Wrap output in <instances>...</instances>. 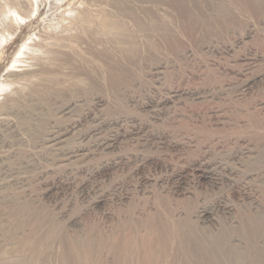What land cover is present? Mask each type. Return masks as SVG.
Returning <instances> with one entry per match:
<instances>
[{
    "label": "rangeland",
    "instance_id": "1",
    "mask_svg": "<svg viewBox=\"0 0 264 264\" xmlns=\"http://www.w3.org/2000/svg\"><path fill=\"white\" fill-rule=\"evenodd\" d=\"M99 1L103 2V5H102L103 7L99 6V8H98L97 6L99 4H96V3H95V5L92 4V7L95 6L93 8H95L96 11H99V9H100L99 12H101V10H102L101 14L99 12H95V9H93L94 10L93 11L91 9L92 7H89L91 0H84V1L83 0H70V1L69 0H54V1H52V0H40V4H39L40 6L38 8H36V6H35L36 5L35 0H33V1L32 0H0V82H1V79L3 80V78H5L7 76V73L11 72V71L9 72L8 69L11 70L13 68V67H11V64H14L15 59L19 58V59L25 60L26 62H24V61L18 62L17 63L18 66H16L12 70L17 69V68L18 69H22V68L23 69H32L34 67L33 66L34 62L32 63V61H35V60L29 61V60H26L25 58L27 56H36V55L41 56L43 54L42 53L43 51H42V48L39 47V44L40 45L42 44L43 45L42 47H45V45H47V44H48V46H55L56 44H58V46H61V44L63 45L64 43H67V40H69L68 43L69 42L75 43V42H73L75 37L79 34H86V31L88 30V28H89V30H91V32H92V30H93V33L95 32L97 39L99 41H103L104 42L103 44L104 45L106 44L105 46H107V48L111 49L112 51H114L116 53H117V51H119V53H121L122 55H123V53H125V49L129 46V43L131 46H129L128 49H126V53H125L126 55L129 53V52H127L129 49H132V50H129L130 53H134V51L138 50V48H141L145 45H152V44H157V45L159 44L160 45L161 44L160 46L162 47V49H161L160 53L166 54V55H164V56H166L165 62H167V61L169 62V58L171 57L170 53L173 52L174 47H176V49L179 47L184 48V47L178 46V45H180V42H181V45L185 46V49L188 50V53H187V56L189 55L187 58L188 60L186 59V60L181 61L180 63H178V65L174 66V69L169 64H167L170 66V67H168L169 69L168 68L167 69L171 73L166 70V72L163 74V76L160 75V77H159V75H157V77H156L153 75L152 76L149 75V73L147 72V70H149V69H147V68H149L148 63L149 62L154 63V61H156V60H151L152 56L148 55L150 57V59H148L149 62L147 63V60L146 61L144 60L146 63L144 62L143 63L144 65L142 64V68L144 67L145 69L141 68V72H137L139 74H137L136 72H133V71L125 70L122 72V73L125 72L126 75L123 74L124 76L122 75V73L120 71L119 72L117 71V72L121 73V74H118L117 72H115V73H112V75L110 76L117 83V86L121 85L120 83H122V85L124 83V85H123L124 87H121L122 85L120 86L121 93H125V94L128 93L127 95L121 94V96H124L123 100H124L125 105L123 104V100H122L123 105L120 104V105H116V106L114 105L113 106V107L117 108L118 113L115 110V108H113L111 105L108 104L113 109V110H111L110 114L108 113V115H109V117H108L107 112L110 110V107L105 105V108L103 109L101 104L96 103V101L92 97V96H95L94 94H96L94 91V93L90 92L91 93V94L89 93L90 95L89 94L86 95L85 96L86 100H84L83 102H80L77 107H74L68 114L61 117L59 121L57 119L56 123L59 124L60 127H65L69 123V121H72L74 119L77 120V118H78L77 122L79 124H78V126H76V128L73 129V133L72 132L70 133V140L71 141L68 140L67 143H69V144L68 145L66 144V145L68 147L70 146V144H71V146L76 145V147H77V145L78 146L84 145L83 147L90 150V154L88 157L86 156V160H84L85 157H82L81 159L79 158L80 161L76 160L75 163H71L68 165H61V167H60L59 163L58 164L54 163L56 166L53 164V162L56 160V157L59 159V155L61 154L60 151L55 150V151H53V153L51 152L54 156L51 154V155L47 156L48 158H50L49 160H48V158H46L48 163H50V162L51 163L47 164L46 161H44L45 162L44 166L46 165L45 166L46 168L42 165V168L46 169V170H43L40 168L42 170V172H39V174L43 173V177L45 180L43 179V177H41V178L37 177L38 172L35 171L37 175L35 174V172L31 173L32 180H33V182H32L33 186H31V190L33 191V189H36V191L34 190L35 195L38 196L37 199L39 198L38 199L39 201L41 200L39 205L36 204V205H38L37 211L39 213L41 210H42V212L45 211V213L43 212V214L40 213L42 216L39 213L37 215H40V216H37V215L35 216V217H39V219L36 220L34 217L33 220L34 221L36 220L35 222L38 221L36 223L37 228L40 227V228L45 229L46 228L45 226H47V228L44 230L46 232H43L42 231L43 229L40 230V231H42V232H40L39 229H37L35 226H32L31 224H33L34 222L31 223V221H33V220L30 221V223H31L30 225L32 227L30 228V226L28 225L29 222H27L28 224L25 226L27 228L24 231H19L17 229H14L10 232H0V239H1L0 240V264H55V263L56 264H72L73 262L76 264H81L82 263L81 261H83L82 259H85L82 264H85V263H87V264L88 263L89 264H113V263L116 264L117 263L118 264L119 262H120L119 264H123L124 263V262H122L123 259L122 258L119 259V257L117 258V256H120V257L122 256L120 253L121 250L118 247V245L121 241H122L121 244L123 243L122 245H125L127 242H130V240H132V238L136 239L138 244L139 243L142 244L144 242H145L144 244H147V242H149V240L155 241L154 247L151 244L152 247L157 250V253H156L157 257L155 256V258L156 259L161 258L160 261H156L154 258V260L156 262H154V261L153 262L155 264L156 263L160 264L161 261L164 260L166 255H167L165 258L166 260H164V262L162 261L165 264H167L166 262H168V261H169L168 263H170V264H184V263L185 264H196V262H197V264H206V262H207V264H209L211 260L208 261V259H210V258L208 256V252H206L207 249L203 250L202 249V247H204V245H202L203 243L202 242L200 243L201 246L198 243V241L200 242L201 240H198L197 242H196V240H197V238L201 239V237L199 238V235H198V233L201 230L207 229V228L208 229L211 228V231H213V232H215L216 230H215V228L213 229L214 226L211 225L210 223H208L207 221L201 222L198 220V222L196 221V223H194L193 219H189V215H190L189 213L192 214V212L195 211L200 206H205V207L208 206V209L213 213V215L214 216L217 215L216 218H219V220L221 222L228 223V221H230V218H231V214L229 213L228 208H231V207L236 208V207L240 206V208H237V209H246V210L250 209V211H254V210L256 211L257 201L260 200V201L264 202V199H262V198H264V196H263L264 192H262V190H264V185H263L264 180H260L259 183H254L255 181L257 182L260 178L259 179H258V177L255 178V181L253 179H248V178H247L248 179L247 180L245 178V176H243L244 173H242L243 172L242 171L243 165H244L243 160H245V156H246L245 152L247 151V149L253 148V149L259 151L258 152L259 155H264L263 154L264 153L263 152L264 151V147H263L264 146V143H263L264 142V113H262V112H264V53H263L264 52V40H263L264 39V25H262V24H264V17H263L264 11H262L264 9V3H263V7H259V9H260L259 13L255 14V10L257 9L255 7V5H257L256 0H255V2L253 1V4H252L251 0H243V1L240 0V2L242 3L241 6H239L241 3L236 1L237 4L239 3V5H236V3L233 4L234 9H232L233 7L231 9L234 10V12L230 9L228 11L226 10L225 13L222 14V11L219 12V10L222 8H220V9H219V7H218V9L215 8V6H217L218 0H199L204 7L212 9V10L208 11V13H207L208 14V20L209 21H215V23H217L219 29H218V27L217 28L214 27V29H213L210 26L209 27L207 26V28H206V26H204V28L202 27L203 31H202V29H201V31L199 29L196 32L197 29L195 27H193L196 29V30L194 29L195 33H193V30H192L193 28L191 25L192 23L188 25L186 23L187 21L185 20L186 17L181 13L180 17L184 16V17H182L183 19H181V20H183L185 24H183V21H182V23L180 22V25L176 27V30H177L176 34L174 32L175 36L174 35L171 36L173 33L171 32L172 34H170V32L167 31V28L165 27L166 28L165 29L164 26H162L163 24L166 23L165 21L168 19L166 14H165V16L163 15V18H162V15L158 16L156 18L153 17V19H155V23H154L153 19H150L148 17V19L147 18L142 19L140 21L141 24L140 23L137 24V23H134V22H131L128 20L125 21V19L123 20L122 18H120L118 16L113 17L110 15L111 13L108 14V12H109L108 10L114 4H120L122 6H126V4L127 5L128 4L134 5L135 4L137 6H144L143 4H145V5L146 4H148V5L156 4L158 2V0H126V1L125 0H119V1L118 0H116V1L115 0H99ZM113 1H115V3ZM128 1H130V2H128ZM154 1H157V2L154 3ZM162 1L165 3L163 4ZM162 1H161L162 3H160V6L161 5L162 6L167 5V7H168V5H172V4H170V0H162ZM249 1H250V4L248 3ZM246 2L248 3V5L252 4L255 7V9L252 8L253 6H251V7L247 6ZM87 3H89V4H87ZM245 3H246V5H245ZM138 4H142V5H138ZM219 4H220V1L218 2V5ZM243 4H244V7L247 6L246 9L243 7ZM22 5H24V7H22ZM261 5L262 4H259L258 6H261ZM85 6L91 12L87 11V8H86L85 9L86 12L84 14L83 12H84ZM75 7H76V9H75ZM239 7H240V9L241 8L242 9L239 10ZM33 8H36V9L34 10ZM72 8H74V9H72ZM235 8H237V9H235ZM213 9H216V11L218 13H221V14H216L217 12ZM243 9H245L246 12L243 11ZM247 9H248V12H247ZM259 9H257L256 12ZM76 10H78V11H76ZM80 10L81 11L83 10V12H81ZM235 10L239 11V12L236 11L238 14L235 13ZM65 11H67V12H65ZM231 11L233 12V14H231L232 13ZM10 12H11V14H10ZM214 12H215V14L213 15ZM226 12H228L227 15H226ZM241 12L243 13V15ZM82 13L84 14L83 16H82ZM210 13H212V15H210ZM239 13H241V15ZM229 14H230V16H232V15H237V16L229 17ZM222 15L225 17H222ZM13 16H14V18H13ZM57 16H58V18H57ZM226 16H227V19H226ZM241 16H244V17H242L243 20H242ZM10 17H12V18L9 19ZM23 17H24V19H23ZM234 17H236L237 20L241 19L243 22L241 20H239L237 22L236 18H235V20H233L232 18H234ZM244 18H245L246 22H244ZM221 19L223 21H220ZM231 19L233 21H231ZM157 20H158V22H157ZM105 21L107 23H108V21H110L109 26H107L108 24L102 26ZM230 21H231V24H229ZM118 22H121L122 24L119 25ZM220 22H225V23L223 24ZM233 22H235V24L240 25V27L235 25V24L233 25ZM101 23H102V25H101ZM116 23H118V24H116ZM150 23H151L152 27L150 26ZM245 23H246V27H243L245 25ZM89 24H90V26H89ZM186 24H187L188 28L185 27ZM83 25H84V29H82ZM85 25H87V27ZM100 25L102 27H100ZM110 25H112V26H110ZM113 25H115V27H113ZM132 25H134V27ZM157 25L158 26L161 25V27H158ZM226 25H230L233 27L236 26V27H234L235 30H238V32H236V33H242L243 30H246L247 28L250 27V29H251V36L250 37L251 38L249 37L248 41H247V39H245V40L238 41V42L234 43V41L236 39L235 40L232 39V36L230 39V35L227 37V36H225L224 32H221V31L226 30V28H227ZM190 27H191V29H190ZM251 27H253V28H251ZM159 28H160V30H159ZM208 28L209 29L211 28V29L209 30ZM145 31L147 32V34L149 36L146 34ZM158 31H159V33H157ZM209 31L210 32L212 31L213 33L211 32L212 34H209L210 33ZM262 31H263V34H262ZM160 32H161V34H160ZM205 32H207V33H205ZM93 33H92V35H93ZM162 33L166 34V35H164V37L165 36H166V38L169 37L170 40L172 38L171 41L168 39V41L171 44H172V42L174 43V45L173 44L171 45L172 48H171L170 44L166 45V44L162 43L165 40L162 37V35H163ZM257 33H258V35H257ZM95 34L93 36L96 39ZM98 34H100V35H98ZM150 34H151V36H150ZM200 34H201V36H200ZM74 35H76V36H74ZM101 35H102V37H101ZM141 35L144 38L141 37ZM176 35L178 36V38L179 37L180 38L176 39V37H177ZM46 36H49V38L51 37L53 40H55L57 36L58 37L60 36L61 38L60 39L58 38L59 39L58 42H57V40L55 42L50 38L51 39L50 40L51 43H50V42H48L49 38L47 39ZM125 36L127 37V39L128 38L129 39L126 40ZM204 36H205V38H204ZM136 37L138 39H136ZM148 37H149V39H148ZM159 37H161V38H159ZM44 38H45V41H47V43L44 41ZM65 38H66V40H65ZM196 38L197 39L199 38L200 40L204 39L202 42H205V45L207 44V42L209 43V45L211 44V46L209 47L210 49L206 48V46H208V45L205 46L204 43H202L200 40L198 41ZM71 39H73V40H71ZM97 39H96L97 46L99 45L100 46V47L98 46L99 48L103 47V46H101L103 44L102 43L100 44ZM189 39H191V40H189ZM194 39L196 41H194ZM208 39H209V41H208ZM217 39H219V40H217ZM123 40H124V42H123ZM37 41L39 42V44H38V46H36V48L39 47V49L37 48V50H36V48L33 47L34 46L33 43L37 44L38 43ZM112 41L116 42L117 44L116 43L114 44ZM136 41H138V42H136ZM29 42H30V44L32 43L31 44L32 46L30 45L28 49H25V48L23 49V45L25 43H29ZM111 42H112V45H111ZM120 42L121 43L123 42L124 44L122 43L123 44L122 45V44H120ZM194 42L196 45H194ZM196 42L197 43L200 42L199 45L201 46V44H202V46H201L202 48L200 46H198V44ZM54 43H55V45H54ZM59 43H61V44H59ZM135 43H136V45H135ZM176 43H177V45H176ZM222 43L225 44V48H224V45ZM116 45H118V46L116 47ZM213 45H215V46H213ZM119 46L120 47L123 46V48L121 47V49H119ZM167 46H169V48ZM187 46H189V47L187 48ZM226 46H227V50H226ZM218 47H219V49H218ZM46 48H48V47H46ZM167 48L169 49V51H170V49H172V51H170V52L167 51L168 50ZM190 49H192L194 52ZM43 50H44V48H43ZM120 50H122V51H120ZM123 50H124V52H123ZM207 51H208V53H207ZM235 51H237V52H235ZM205 52H206V54H205ZM232 52H234V53H232ZM155 53L157 54V52H155ZM43 55H45V54H43ZM22 57H24V59ZM225 57H227V58H225ZM228 57H229V59H228ZM227 59H228V61H227ZM27 62H29L30 66L32 63V66H31L32 68L28 65ZM21 63L23 64L24 67L22 66ZM184 63H186V64L184 65ZM245 65H247V66H245ZM25 66H28V67L26 68ZM183 67H185V68H183ZM180 68H182L181 71H179ZM6 70L8 72H6ZM244 70L247 72H245ZM5 72H6V74H5ZM218 72L220 73V75ZM127 73L130 74L131 76L127 75ZM188 73H189V75H188ZM3 74H5L6 76H4ZM114 74H115V76H114ZM132 74L136 75V76L134 77V76H132ZM142 74L144 77L141 76ZM137 75H140V76H137ZM2 76H4V77H2ZM118 76H120L122 78L118 80V78H119ZM164 76H166V77H164ZM218 77H220V78H218ZM134 78H135V80L137 79L138 81H135ZM122 79L125 81H123ZM163 79L165 80V82H163L164 81ZM187 80H189V81H187ZM218 80H220V81H218ZM248 80H249V83L247 82ZM128 81H131V83ZM140 81H141V83H140ZM147 81H148V83H147ZM246 82L248 84H246ZM125 83H127V84H125ZM144 83H146L147 85L145 86ZM167 84L170 85L171 87L170 86L168 87ZM125 85H127V86L125 87ZM128 85H129V87H128ZM139 85H140V87H139ZM131 86H132V88H131ZM127 88L133 90L134 92L131 90L130 91L126 90ZM174 89L179 91L177 94H180V93H183V94H181L180 96L177 95L175 97H172L173 100H171L169 102H163L162 100L165 99V97L171 96L173 94L170 92L173 91ZM142 90H144V91H142ZM215 90H216V92H214ZM7 91H10V89H7ZM7 91H5V92H7ZM190 92H196L197 96L193 95V94L191 95ZM197 92H198V94H197ZM174 94H176V93H174ZM1 97L2 96H0V100H1ZM198 99H201V100H198ZM185 100H187V101H185ZM125 101L127 103H125ZM119 106H121V107H119ZM108 107H109V109H108ZM122 107L124 109H119ZM186 107H187V109H186ZM126 110L130 111L131 113L127 112ZM114 111H116V112H114ZM124 112H126L125 116L122 115ZM134 112H135V114H134ZM105 113H106V115H105ZM113 113L114 114L116 113V114L114 115ZM119 113H121V114L119 115ZM180 113H181V116H180ZM112 114H113V116H112ZM117 114H118V116H116ZM245 114H246V116H245ZM257 114H259V115H257ZM178 116H180V117H178ZM113 118H115L116 120H114ZM239 118H241V119H239ZM69 119H71V120H69ZM129 119H131V120H129ZM183 122H184V124H182ZM149 125H152V126L150 127ZM153 125H154V127H153ZM232 126L233 127L235 126V128H233ZM196 128H198V129L200 128L201 130H197ZM212 129H213V131H212ZM209 130H211V131L209 132ZM170 131H172V132L175 131V133L172 134V132H170ZM185 131H187V132H185ZM207 131H208V133H207ZM157 132L160 135L163 133V137L160 135H157V134H155V136L152 135V134L157 133ZM188 132H189V134H188ZM168 133H169V135H168ZM185 133H186L185 136H181V135H184ZM258 133H259V135H258ZM179 134H181V135H179ZM239 136H241V137H239ZM232 137H235V138L233 139ZM199 138H202L201 141ZM151 139H152V141H151ZM184 140H186V141H184ZM188 140L190 141V143H188L189 142ZM214 140L220 145H218ZM172 141L173 142L178 141L182 145H180L177 148H171L170 145H168V144H171ZM239 142L241 145L239 144ZM135 146H137V147H135ZM131 147L132 148L134 147L138 150V153H139L138 157H135V156L131 157L130 155H128L129 157H127V156L125 157L127 159H125V158L123 160L118 159L120 156H122V154H128L129 152H131L134 149V148L132 149ZM196 147H198V149ZM208 147H212V150L215 149L216 152L213 150V153H212L211 148L209 149ZM218 147H220V148H218ZM123 148H124V150H122ZM128 148H131L132 150L128 149ZM227 149L229 152L227 151ZM222 150L223 151L225 150V152L227 151V153L224 152L225 153L224 156L222 155L223 154ZM218 151L221 152L222 154L219 153ZM230 152H231V154H230ZM55 153L57 154V156H55L56 155ZM210 153H211V155H210ZM216 153H219V155H216ZM236 153H238V154H236ZM112 155H113V157H112ZM51 156H53V161L51 159ZM93 156H96V157H93ZM123 156H125V155H123ZM97 157H98V159H97ZM155 157L158 158L159 160L156 159ZM217 157H218V159H217ZM222 157H225V158H222ZM148 159L153 160V161H150ZM193 159L195 160L194 163H192L194 161ZM216 159L220 162L218 163V161H216ZM83 160H84V162H83ZM124 160H125V162H124ZM196 160L198 161V163H196L197 162ZM103 161H105V162H103ZM114 161H115V163L113 164ZM154 161H156V162H154ZM240 162H241V164H240ZM85 163H87L88 166H86ZM105 163L108 165H106ZM204 163L205 164L208 163L209 165L207 164V166H206ZM77 164H78V166H76ZM102 164H104V166ZM212 164H214V165L216 164V165L214 166ZM198 165H199V167H198ZM58 166L60 167V169ZM63 166L64 167L66 166V167L64 168ZM220 166L225 170H223ZM56 167L58 170L56 169ZM83 167H84V169H83ZM94 167H96V168H94ZM98 167H101L103 170L101 168L98 169ZM104 167H105V169H104ZM229 167L230 168L233 167V169L231 168L232 170L230 171V173L228 172ZM240 167H241V169H240ZM61 168L62 169L64 168L65 170L64 169L61 170ZM71 168H72V170H71ZM49 171L51 172V174L49 173ZM240 171H242V172H240ZM77 172H79V173H77ZM224 172H225V174H228V177L231 179L226 180L223 177L219 178V176H226V175H223ZM219 173H220V175H219ZM231 173H233V174H231ZM261 173H263V171ZM46 174H48V175L44 176ZM36 177L38 178L37 180H35ZM161 177H163V178H161ZM244 178L247 181H245ZM40 179L42 180V182ZM232 180H234V181H232ZM250 181L251 182L254 181V182L251 183ZM43 182H44V184H42ZM255 184L257 186H259L260 188L259 187H258V189L254 188V187H256ZM34 185H35V187H34ZM249 185H251V186L249 187ZM32 187H34V188L32 189ZM259 189H261L260 190L261 193H260ZM250 192H252V195ZM182 195H183V197H181ZM141 196L143 197V199ZM147 197H148V199H147ZM156 198H158V200ZM194 198L197 200H195ZM97 200L100 201L101 203H99ZM152 200H154V203L155 202L156 203L153 204ZM160 200H162V201H160ZM188 200H190V201H188ZM191 200H193V201L195 200L194 203ZM94 201H96V202H94ZM141 202H143V203H141ZM189 202H190V204H189ZM95 203L97 205H95ZM225 203H226V205H225ZM40 204H42L41 207H40ZM193 206H194V208H193ZM157 207H160V208L158 209ZM166 207H169V208L167 209ZM39 209H40V211H39ZM115 210L117 211L116 213H115ZM158 210H159V212H157ZM162 210H163V212H162ZM52 211H53V213H52ZM78 211L81 214L80 215V223H81L80 226H82V227H80L79 225L78 226L72 225V224L70 225L69 222L67 221V219L70 215L72 216L73 214L77 213ZM143 211H144V213H143ZM149 211H151L152 215L150 214ZM153 211L155 214H153ZM48 212L50 214H48ZM156 212L158 213V215ZM176 212H177V214H176ZM140 213H142V214H140ZM172 213H173V215H172ZM51 214L53 215V218H54V214H55V217L56 216L61 217L58 219H60L61 223L63 222L62 223L63 224L62 230L60 228L61 227L60 223L59 222L57 223V225L59 224L58 229L60 228L61 231L60 230L59 231L54 230L55 231L54 232L52 230V232H51V229L48 227V225L50 224V221L52 219ZM85 215H87V216H85ZM181 215H183V216H181ZM166 216L167 217L169 216V217L167 218ZM174 216H175V218H174L175 220L173 219ZM47 217H50V219ZM179 217L183 220L188 218L187 220L184 221L185 223H183L184 225H186V223H188V224L186 226L180 225L183 220L181 221L179 219ZM118 218H119V221H118ZM136 218H139V220ZM158 218H159V220H158ZM165 218H166L167 222L165 221ZM40 219L43 221H41ZM47 219L50 220V221L48 220L49 223L46 221ZM141 219H142V221H144V223L141 222ZM39 220L42 223L47 222L48 224L45 225L44 227L40 226L41 222ZM120 220H121V222H120ZM171 220L173 222L176 221L175 224L173 222L171 223ZM134 221H136V222H134ZM155 221H157V222H155ZM179 221H181V222H179ZM190 221H191V223H189ZM135 223H137V224H135ZM123 224L125 227L123 226ZM136 225H137V227H136ZM141 225H143V226H141ZM206 225H207V227H206ZM144 226H146V227H144ZM170 227H171V229H170ZM179 227L180 228L182 227V229H184V230L181 231L182 229H180ZM194 227H197V228L194 229ZM34 228H36L35 232H34V230H35ZM153 228L155 231H153ZM156 228H159V229L156 230ZM90 229H91V231H90ZM137 229H139V230H137ZM141 229L143 231H141ZM187 229L194 231V232L193 231L191 232L192 237L190 236V231L188 233ZM37 230H38V232H37ZM84 230H86V231H84ZM97 230L99 232H97ZM132 231L136 232V233L133 234ZM148 232H150V235ZM139 233H140V237L138 236ZM143 233H145V234H143ZM180 233H182V234H180ZM185 233L188 234V236ZM118 234H120V235H118ZM159 234L161 236H159ZM194 234L196 236H194ZM131 235L133 237H131ZM148 235L150 236V238ZM2 236H4V237H2ZM145 236H146V239H145ZM166 236H167V238H166ZM180 236H182V237H180ZM193 236L196 238H194ZM172 237H174V238H172ZM148 238H149V240H148ZM171 238H172V240H171ZM190 238L192 241L190 240ZM91 239H92V241H91ZM97 239H98V241H97ZM156 239H158L159 241L158 240L156 241ZM165 239H166V241H165ZM37 240H38V242H37ZM117 240L118 241L120 240V241L118 242ZM88 241H91V242H88ZM100 241H101V243H100ZM116 241H117L118 245H117ZM160 241L162 242L161 244H160ZM30 242H31V244H30ZM85 242H86V244H85ZM163 242L165 243V245ZM167 242H169V243H167ZM182 243H185L184 244L185 246ZM115 244L117 245V247ZM140 244L138 246L140 249L138 247H137V249H138V251L140 250L139 253H142V254H138V252H137V255H139V256H137L138 261H135L134 264H136V263L137 264L138 263L145 264L146 261H145L144 256H145V254H147L146 256L149 255V253H147L148 250L145 248V246L143 244L140 246ZM81 245H83V247H81ZM171 246L173 249L171 248ZM193 246H195V247H193ZM72 248H75V250L73 249L74 251H77L80 248L81 249L80 252H82V251L83 252L80 254V252L77 251V252H75L76 254H74V251L72 250ZM116 248L119 249L120 251L117 250ZM180 248H182V250ZM187 248L190 249L189 251L191 253L189 251L187 252V250H188ZM64 249L67 251H65ZM87 249L89 250L88 252H86ZM145 249L147 250L146 253H144L146 251ZM191 249H193L194 251ZM84 250H86L85 251L86 253L84 252ZM166 250L167 251L171 250V255L169 254V252H167V254H164V253H166ZM158 251L161 254L164 252L162 254V257H161V255H159L160 253ZM193 252H194V254H193ZM61 254L63 256L65 255V257L62 258ZM79 254L80 255L83 254L82 255L83 257H81ZM74 255L81 257V258L80 259L78 257L76 258ZM106 255H108V256H106ZM126 255H127V253H126ZM158 255L160 257H158ZM173 255H177V256H175L177 258H174ZM197 255H199V256H197ZM163 256H164V258H163ZM73 257L75 258L74 260H73ZM168 257H169V259H168ZM199 257H200V259H199ZM179 258L181 260H179ZM204 258H207V260ZM107 259H108L109 263H108ZM75 260H76V262H75ZM78 260L80 261V263ZM118 260H120V261H118ZM130 263L131 262H129V264ZM210 264H212V263H210Z\"/></svg>",
    "mask_w": 264,
    "mask_h": 264
},
{
    "label": "bare ground",
    "instance_id": "2",
    "mask_svg": "<svg viewBox=\"0 0 264 264\" xmlns=\"http://www.w3.org/2000/svg\"><path fill=\"white\" fill-rule=\"evenodd\" d=\"M33 1V0H32ZM39 1V2H38ZM54 1V0H52ZM70 1V0H69ZM84 1V0H83ZM116 1V0H115ZM115 1H113L115 3ZM119 1V0H118ZM126 1V0H125ZM162 0H158L157 1H154L157 2L156 4H152V5H148V4H143L144 6H137V5H132V4H126V6H122L120 4H114L110 7V9L108 10V14H110L111 16L115 17V16H118L120 18H122L123 20L125 19L128 20V21H131V22H134V23H140L141 24V20L142 19H148V17L150 19H153V17H158V16H161L162 15V18H163V15L168 17V19L164 22L165 24H161L162 26H164V28L166 27L167 28V31L170 32V34H172L171 36L174 35V32L176 34V27L180 25V22L182 23L183 19L182 17H186L185 21L188 25L191 24L192 25V30H193V33H195L194 31L196 30V32L200 29H202V27L204 28V26H207L211 27L214 29V27H218L217 23H215V21H209L208 20V11L212 10V9H209L207 7H204L202 5V3L199 1V0H170V4L172 5H165V6H160V3ZM220 1V4L218 5V2ZM236 1L240 2V0H218L217 2V6H215V8L220 9V11H222V14L225 13V11L227 10H230L232 7V9H234V3H236ZM243 1V0H242ZM252 1V4H253V1L255 2V0H251ZM27 2V1H26ZM29 2V1H28ZM36 2V8H38L40 5V0H35ZM130 2V1H128ZM245 2V1H244ZM20 3V2H19ZM90 3V2H89ZM87 3V4H89ZM96 4H99L97 7L99 8V6L103 7V2L99 1V0H91V3L89 5V7H92V4L95 5ZM109 3V2H108ZM165 2H163L164 4ZM241 3V2H240ZM247 3V2H246ZM245 3V5H246ZM250 4V1L248 2ZM247 3V6H253L252 4L251 5H248ZM263 3H264V0H256V4L255 7L257 9H259V7H263ZM42 4V3H41ZM53 4V3H52ZM105 4V3H104ZM123 4V3H122ZM259 4H262L261 6H258ZM32 5V4H31ZM138 5H142V4H138ZM236 5H239V3ZM242 3L239 5L241 6ZM30 6V5H29ZM51 6V5H50ZM53 6V5H52ZM78 6V5H77ZM244 7V4H243V7L246 9V7ZM22 7H24V5H22ZM95 7V6H93ZM91 8L92 10L95 9V8ZM100 7V8H101ZM170 7V8H169ZM255 7L253 6L252 8L255 9ZM36 8H33L34 10ZM87 7L85 6L84 7V12L83 10L81 12H83L85 14V9ZM74 9V8H72ZM76 9V7H75ZM231 9V10H232ZM237 9V8H235ZM242 9V8H241ZM240 7H239V10H241ZM245 9H243V11H245ZM253 9V10H254ZM256 9V10H257ZM5 10V9H4ZM28 10V9H27ZM79 10V9H78ZM76 10V11H78ZM216 11V9H213ZM255 10V14L256 13H259L260 9L256 12ZM68 11V10H67ZM65 11V12H67ZM87 11H90L88 10L87 8ZM94 11V10H93ZM92 11V12H93ZM100 11V9H99ZM99 11H96L95 9V12H99ZM224 11V12H223ZM234 12V10H232ZM231 11V12H232ZM236 11L238 10H235V13L238 14ZM264 11V9L262 10ZM26 12V11H25ZM80 12V13H81ZM91 12V11H90ZM102 12V10H101ZM101 12H99L101 14ZM213 12V11H212ZM217 12V11H216ZM233 12L231 14H233ZM239 12V11H238ZM246 12V11H245ZM247 12H248V9H247ZM82 13V16L84 15ZM88 13V12H87ZM181 13L184 15V16H181ZM228 12H226V15H227ZM242 13V12H241ZM241 13H239L241 15ZM11 14V12H10ZM73 14V13H72ZM91 14V13H90ZM186 14V15H185ZM215 14V12L213 13V15ZM216 14H221V13H216ZM262 14V13H261ZM13 15V14H12ZM28 15V14H27ZM97 15V14H96ZM109 15V16H110ZM210 15H212V13H210ZM243 15V13H242ZM15 16V15H14ZM13 16V18H14ZM59 16V15H58ZM57 16V18H58ZM64 16V15H63ZM62 16V17H63ZM87 16V15H86ZM85 16V17H86ZM95 16V15H94ZM104 16V15H103ZM216 16V15H215ZM219 16V15H218ZM232 16H237V15H232ZM230 16L229 14V17H232ZM246 16V15H245ZM29 17V16H28ZM90 17V16H89ZM117 17V18H118ZM222 17H225L222 15ZM239 17V16H238ZM244 17V16H241V18ZM253 17V16H252ZM264 17V16H263ZM12 17H10L9 19H11ZM79 18V17H78ZM105 18V17H104ZM236 17L232 18L233 20H235ZM24 19V17H23ZM66 19V18H65ZM102 19V18H101ZM159 19V18H158ZM213 19V18H212ZM226 19H227V16H226ZM231 19V21H233ZM239 19V18H238ZM254 19V18H253ZM16 20V19H15ZM103 20V19H102ZM120 20V19H119ZM154 20V23H155V19ZM160 20V19H159ZM165 20V19H164ZM225 20V19H224ZM237 20V18H236ZM241 20V19H239ZM237 20V22L239 21ZM243 20V18H242ZM241 20V21H242ZM256 20V19H255ZM92 21V20H91ZM100 21V20H99ZM220 21H223L222 19ZM229 21V20H228ZM231 21L229 22V24H231ZM240 21V22H241ZM258 21V20H257ZM93 22V21H92ZM109 22L108 23L105 21L104 24L101 25L104 26V25H107L109 26ZM158 22V20H157ZM226 22V21H225ZM225 22H220V23H225ZM243 22V21H242ZM244 22L245 21V18H244ZM252 22V21H251ZM89 23V22H88ZM119 25H121L122 23L121 22H118ZM116 23V24H118ZM127 23V22H126ZM161 23V22H160ZM257 23V22H256ZM57 24V23H56ZM98 24V23H97ZM136 24V25H137ZM167 24V25H166ZM183 24L184 21H183ZM187 24L185 25V27H187ZM235 24V22H233V25ZM249 24V23H248ZM88 25V24H87ZM87 25H85L87 27ZM100 25V27H102ZM158 26V27H161ZM182 25V24H181ZM221 25V24H220ZM237 26L240 27V25L238 24H235ZM244 25V24H243ZM250 25V24H249ZM259 25V24H258ZM257 25V26H258ZM264 25V24H262ZM90 26V24H89ZM112 26V25H110ZM130 26V25H129ZM134 27V25H132ZM150 26H151V23H150ZM224 26V25H223ZM222 26V27H223ZM227 28L226 30L224 31H221V32H224L225 36H229L230 35V39H231V36H232V39H236L234 41L235 42H238V41H242V40H245L249 39V37L251 36V29L250 27L247 28L246 30H243L242 33H236L238 32V30H235L234 27L236 26H230V25H226ZM261 26V25H260ZM45 27V26H44ZM85 27V28H86ZM113 27H115V25H113ZM118 27V26H117ZM127 27V26H126ZM152 27V26H151ZM181 27V26H180ZM243 27H246V23ZM248 27V26H247ZM91 28V27H90ZM165 28V29H166ZM188 28V27H187ZM186 28V29H187ZM210 28V29H211ZM253 28V27H251ZM259 28V27H258ZM261 28V27H260ZM40 29V28H39ZM84 29V25H83V28ZM104 29V28H103ZM110 29V28H109ZM130 29V28H129ZM162 29V28H161ZM181 29V28H180ZM191 29V27H190ZM195 29V30H194ZM209 29V28H208ZM209 29V30H210ZM219 29V27H218ZM225 29V28H224ZM245 29V28H244ZM149 30V29H148ZM160 30V28H159ZM223 30V29H222ZM255 30V29H254ZM260 30V29H259ZM39 31V30H38ZM95 31V30H94ZM104 31V30H103ZM150 31V30H149ZM163 31V30H162ZM166 31V30H165ZM203 31V29H202ZM206 31V30H205ZM239 31V32H240ZM101 32V31H100ZM146 32V31H145ZM168 32V33H169ZM172 32V33H171ZM191 32V31H190ZM210 32V31H209ZM212 32V31H211ZM209 33V34H212V33ZM34 33V32H33ZM49 33V32H48ZM81 33V32H80ZM93 33V30L91 32V30H88L86 31V34H79V35H74L76 36L74 41L75 43H71L67 40V43H64L63 45L61 43V46H58V44L54 45L55 46H48L45 45L47 43V41H45V38H44V41L46 42L44 45L45 47H42L43 45L39 44V42L37 44L33 43L34 46L36 48V46H38L39 44V47L42 48V53L45 54V55H41V56H27L25 59L26 60H35V61H32V63L34 62V67L32 68V63H31V66L28 63V65L32 68V69H14L12 70L13 68H15L17 65L18 62L20 61H24L26 62L25 60H22V59H15L14 61V64H11V67H13L11 70L8 69V71L10 73H7V76L5 75L6 72H8L6 70L5 74H3L4 76H6L5 78H3V80L1 79V82H0V96L1 97V100H0V232H10L14 229H17L19 231H24L26 230L27 227H25L29 222V226L30 228L32 226H37V222H35L37 219H39V217H35L39 212L37 211L38 210V205L39 203L41 202V200L39 201L37 199L38 196L35 195V191L36 189H33L35 187H32L33 191L31 190V186H33L32 182V176H31V173L32 172H38V178H41L43 177V173L42 174H39V172H42L41 169L42 168V165L44 166V161H46L47 164H50L48 163L47 159L48 158L47 156L51 155L53 153V151L55 150H58L60 151V155H59V159L56 157V160L53 162L54 163H59L60 167L61 165H68V164H71V163H75L76 160H79V158L81 159L82 157H85L84 160H86V156L88 157L89 154H90V150L83 147L82 145L76 147L75 146H70L68 147L67 145L69 143H67L68 140H70V133L72 132L73 133V129L76 128V126H78V118L77 120L74 119L72 121H69L71 119H69V123L65 126V127H60L59 124H57V119L58 121L60 120L61 117H63L64 115L68 114L74 107H77L79 105L80 102H83L84 100H86L85 96L88 95L90 92H93L95 91L96 94H94L95 96H92L93 99L96 101V103L98 104H101L103 109L105 108V105L106 106H109L111 105L112 107L115 105H120L122 104V100H123V97L124 96H121V94H125V93H121L120 91V86L122 85V83H120L121 85L117 86V83L113 80V78H111L110 76L112 75V73H115V72H123L125 70H129V71H133V72H141V68H142V64L147 60V63L149 62L148 59H150L149 56H152L151 60H156L154 61V63L152 62H149V70H147V72L149 73V75H153V76H156L160 75L163 76V74L166 72V70L168 71V67H172L174 69V66L178 65V63H180L181 61L183 60H186L188 58L187 56V53H188V50L185 49V46L181 45V42H180V45L178 46H181V47H184V48H177L174 47L173 49V52L170 53V58H169V62H165V58L166 54H162L160 53L161 52V49L162 47L158 44H152V45H145L141 48H138V50L134 51V53H130L129 50H132V49H129L127 52H129L127 55L125 54L126 53V49H128L130 45L129 43V46L125 49V53H123V55L121 53H119V51L114 52L112 51L111 49L107 48V46H105L103 43V41H99L96 37V34L95 32L93 33V35L95 34V37L96 39L99 41V43L103 44L101 46V48H99L97 46V43H96V39L94 38V36L92 35ZM97 33V32H96ZM99 33V32H98ZM150 33V32H149ZM159 33V31L157 32ZM182 33V32H181ZM202 33V32H201ZM207 33V32H205ZM256 33V32H255ZM7 34V33H6ZM56 34V33H55ZM126 34V33H125ZM147 34V32H146ZM161 34V32H160ZM159 34V35H160ZM163 34V33H162ZM169 34V35H170ZM188 34V33H187ZM253 34V33H252ZM262 34H263V31H262ZM48 35V34H47ZM100 35V34H98ZM144 35V34H143ZM148 35V34H147ZM164 35L166 34H163L162 37L163 39H165L162 43L166 44V45H169L170 46L174 43L172 42V44L168 41L169 37L166 38V36L164 37ZM168 35V34H167ZM191 35V34H190ZM258 35V33H257ZM44 36V35H43ZM54 36V35H53ZM65 36V35H64ZM72 36V35H71ZM127 36V35H126ZM125 36V37H126ZM149 36V35H148ZM151 36V34H150ZM153 36V35H152ZM161 36V35H160ZM175 36V35H174ZM177 36V35H176ZM201 36V34H200ZM207 36V35H206ZM212 36V35H211ZM45 37V36H44ZM47 39L49 38V36H46ZM56 37V36H55ZM102 37V35H101ZM141 37H143L141 35ZM188 37V36H187ZM217 37V36H216ZM219 37V36H218ZM254 37V36H253ZM51 38V37H50ZM49 38V41L52 39ZM61 38L60 36L56 37L55 41L57 40V42L59 41V39ZM63 38V37H62ZM144 38V37H143ZM147 38V37H146ZM145 38V39H146ZM151 38V37H150ZM161 38V37H159ZM178 38V36L176 37V39ZM180 38V37H179ZM178 38V39H179ZM200 38V37H199ZM197 39L198 41L200 39ZM205 38V36H204ZM251 38V37H250ZM46 39V40H47ZM71 39V40H73ZM122 39V38H121ZM129 39V38H128ZM127 37H126V40H128ZM136 39H138L136 37ZM144 39V40H145ZM149 39V37H148ZM152 39V38H151ZM158 39V38H157ZM162 39V40H163ZM210 39V38H209ZM208 39V41H209ZM214 39V38H213ZM63 40V39H62ZM66 40V38H65ZM105 40V39H104ZM125 40V41H126ZM135 40V39H134ZM133 40V41H134ZM142 40V39H141ZM143 40V41H144ZM170 40V39H169ZM172 40V38H171ZM170 40V41H171ZM181 40V39H180ZM191 40V39H189ZM204 40V39H203ZM203 40H200L201 42ZM219 40V39H217ZM225 40V39H224ZM251 40V39H250ZM264 40V39H263ZM52 41V42H53ZM111 41V40H110ZM153 41V40H152ZM151 41V42H152ZM177 41V40H176ZM175 41V42H176ZM194 41H196L194 39ZM211 41V40H210ZM216 41V40H215ZM227 41V40H226ZM259 41V40H258ZM3 42V41H2ZM32 42V41H31ZM61 42V41H60ZM65 42V41H64ZM113 42V41H112ZM112 42H111V45H112ZM124 42V40H123ZM122 42V43H123ZM138 42V41H136ZM161 42V41H160ZM169 42V43H168ZM185 42V41H184ZM191 42V41H190ZM212 42V41H211ZM251 42V41H250ZM51 43V42H50ZM49 43V44H50ZM114 44L116 42H113ZM120 42V44H122ZM159 43V42H158ZM186 43V42H185ZM197 43V42H196ZM204 43L205 45V42H202ZM215 43V42H214ZM233 43V42H232ZM247 43V42H246ZM262 43V42H261ZM260 43V44H261ZM32 44V43H31ZM30 42L29 43H25L23 45V49H28L29 46L31 45ZM117 44V43H116ZM124 44V43H123ZM122 44V45H123ZM150 44V43H149ZM179 44V43H178ZM198 46H200V42L197 43ZM223 44V43H222ZM242 44V43H241ZM263 44V43H262ZM53 45V44H52ZM136 45V43H135ZM177 45V43H176ZM194 45L195 42H194ZM193 45V46H194ZM208 45V46H206ZM206 48L210 49L209 47L211 46V44L209 45V43L207 42L206 44ZM221 45V44H220ZM224 45V48H225V44ZM227 45V44H226ZM32 46V45H31ZM118 45H116L117 47ZM138 46V45H137ZM192 46V47H193ZM202 46V44H201ZM200 46V47H201ZM215 46V45H213ZM228 46V45H227ZM227 46H226V50H227ZM32 47V48H33ZM39 47H37L39 49ZM48 47V48H46ZM110 47V46H109ZM123 48V46H121ZM121 47L119 46V49H121ZM125 47V46H124ZM135 47V46H134ZM169 48V46H167ZM189 46H187L188 48ZM229 47V46H228ZM259 47V46H258ZM31 48V47H30ZM36 48V50H37ZM44 48V50H43ZM113 48V47H112ZM133 48V47H132ZM164 48V47H163ZM167 48V49H168ZM172 48V46H171ZM202 48V47H201ZM214 48V47H213ZM216 48V47H215ZM223 48V47H222ZM22 49V50H23ZM114 49V48H113ZM166 49V50H167ZM185 49V50H184ZM194 49V48H193ZM219 49V47H218ZM259 49V48H258ZM117 50V49H116ZM192 50V49H190ZM189 50V51H190ZM122 51V50H120ZM169 51V49L167 50ZM170 51H172V49H170ZM169 51V52H170ZM193 51V50H192ZM243 51V50H242ZM23 52V51H22ZM34 52V51H33ZM124 52V50H123ZM133 52V51H132ZM157 52V54L155 53ZM194 52V51H193ZM237 52V51H235ZM250 52V51H249ZM208 53V51H207ZM230 53V52H229ZM234 53V52H232ZM244 53V52H243ZM264 53V52H263ZM125 54V55H124ZM169 54V53H168ZM191 54V53H190ZM198 54V53H197ZM206 54V52H205ZM261 54V53H260ZM149 55V56H148ZM192 55V54H191ZM196 55V54H195ZM214 55V54H213ZM262 55V54H261ZM208 56V55H207ZM224 56V55H223ZM148 57V58H147ZM251 57V56H250ZM24 59V57H22ZM156 58V59H155ZM212 58V57H211ZM219 58V57H218ZM227 58V57H225ZM164 59V60H163ZM191 59V58H190ZM210 59V58H209ZM229 59V57H228ZM227 59V61H228ZM145 60V61H144ZM188 60V59H187ZM204 60V59H203ZM212 60V59H211ZM220 60V59H219ZM226 60V59H225ZM207 61V60H206ZM221 61V60H220ZM251 61V60H250ZM192 62V61H191ZM196 62V61H195ZM249 62V61H248ZM146 63V62H145ZM208 63V62H207ZM244 63V62H243ZM22 64V63H21ZM26 64V63H25ZM169 64V65H167ZM186 63H184L185 65ZM197 64V63H196ZM210 64V63H209ZM214 64V63H213ZM245 64V63H244ZM27 65V64H26ZM144 65V64H143ZM181 65V64H180ZM183 65V66H184ZM232 65V64H231ZM251 65V64H250ZM261 65V64H260ZM23 66V64H22ZM247 66V65H245ZM20 67V66H19ZM24 67V66H23ZM26 68L28 66H25ZM147 67V66H146ZM144 68V67H143ZM142 68V69H143ZM168 68V69H167ZM185 68V67H183ZM214 68V67H213ZM212 68V69H213ZM216 68V67H215ZM233 68V67H232ZM251 68V67H250ZM145 69V68H144ZM182 68H180L179 71H181ZM214 70V69H213ZM126 71V72H127ZM173 71V70H172ZM176 71V70H175ZM185 71V70H184ZM191 71V70H190ZM193 71V70H192ZM212 71V70H211ZM245 71V70H244ZM117 72V73H118ZM170 72V71H168ZM174 72V71H173ZM172 72V73H173ZM188 72V71H187ZM217 72V71H216ZM237 72V71H236ZM247 72V71H245ZM252 72V71H251ZM121 73H118V74H121ZM135 73V74H136ZM144 73V72H143ZM171 73V72H170ZM182 73V72H181ZM192 73V72H191ZM219 73V72H218ZM258 73V72H257ZM117 74V75H118ZM125 74L122 73V75ZM139 74V73H137ZM167 74V73H166ZM165 74V75H166ZM178 74V73H177ZM217 74V73H216ZM247 74V73H246ZM126 75V74H125ZM127 75H130L127 73ZM169 75V74H168ZM183 75V74H182ZM189 75V73H188ZM220 75V73H219ZM254 75V74H253ZM2 76V77H4ZM115 76V74H114ZM124 76V75H123ZM131 76V75H130ZM132 76H136V75H133ZM137 76H140V75H137ZM143 76V74L141 75ZM148 76V75H147ZM167 76V75H166ZM164 76V77H166ZM215 76V75H214ZM222 76V75H221ZM252 76V75H251ZM118 80L121 79L122 77L118 76ZM144 77V76H143ZM142 77V78H143ZM150 77V76H149ZM180 77V76H179ZM185 77V76H184ZM126 78V77H125ZM153 78V77H152ZM171 78V77H170ZM220 78V77H218ZM144 79V78H143ZM147 79V78H146ZM185 79V78H184ZM245 79V78H244ZM247 79V78H246ZM123 80V79H122ZM121 80V81H122ZM133 80V79H132ZM135 80V78H134ZM140 80V79H139ZM142 80V79H141ZM150 80V79H149ZM148 80V81H149ZM164 80V79H163ZM170 80V79H169ZM168 80V81H169ZM179 80V79H178ZM201 80V79H200ZM213 80V79H212ZM125 81V80H123ZM122 81V82H123ZM135 81H138L137 79ZM144 81V80H143ZM147 81V83H148ZM189 81V80H187ZM195 81V80H194ZM220 81V80H218ZM222 81V80H221ZM127 82V81H126ZM131 83V81H128ZM153 82V81H152ZM165 82V80L163 81ZM167 82V81H166ZM249 83V80L247 81ZM246 82V84H248ZM141 83V81H140ZM223 83V82H222ZM253 83V82H252ZM127 84V83H125ZM135 84V83H134ZM133 84V85H134ZM145 86L147 85L146 83H144ZM152 84V83H151ZM150 84V85H151ZM165 84V83H164ZM169 84V83H168ZM167 84V85H168ZM172 84V83H171ZM181 84V83H180ZM220 84V83H219ZM218 84V85H219ZM124 85V83H123ZM121 86V87H124V86ZM130 85V84H129ZM128 85V87H129ZM179 85V84H178ZM222 85V84H221ZM127 85H125L126 87ZM154 86V85H153ZM163 86V85H162ZM170 85H168L169 87ZM239 86V85H238ZM134 87V86H133ZM138 87V86H137ZM136 87V88H137ZM140 87V85H139ZM138 87V88H139ZM143 87V86H142ZM148 87V86H147ZM171 87V86H170ZM212 87V86H211ZM215 87V86H214ZM224 87V86H223ZM132 88V86H131ZM158 88V87H157ZM174 88V87H173ZM187 88V87H186ZM206 88V87H205ZM216 88V87H215ZM238 88V87H237ZM7 89H10V91H7ZM177 89V88H176ZM195 89V88H194ZM207 89V88H206ZM210 89V88H209ZM218 89V88H217ZM123 90V89H122ZM126 90H131V89H126ZM125 90V91H126ZM200 90V89H199ZM204 90V89H203ZM7 91V92H5ZM133 91V90H131ZM144 91V90H142ZM153 91V90H152ZM168 91V90H167ZM171 91V90H170ZM210 91V90H209ZM225 91V90H224ZM134 92V91H133ZM137 92V91H136ZM157 92V91H156ZM164 92V91H163ZM179 91L177 90H173L171 91L170 93H173L171 96H167L165 97V99H163L162 101L163 102H169L171 100H173L172 97H175L177 95H181L183 93H180V94H177ZM216 92V90L214 91ZM132 93V92H131ZM169 93V92H168ZM176 93V94H174ZM200 93V92H199ZM91 94V93H90ZM89 94V95H90ZM128 93H126L125 95H127ZM190 94L192 95H196V92H190ZM198 94V92H197ZM133 95V94H132ZM139 95V94H138ZM129 96V95H128ZM152 96V95H151ZM166 96V95H165ZM197 96V95H196ZM215 96V95H214ZM191 97V96H190ZM129 98V97H128ZM176 99V98H175ZM202 99V98H201ZM201 99H198V100H201ZM89 100V99H88ZM161 100V99H160ZM228 100V99H227ZM262 100V99H261ZM187 101V100H185ZM176 102V101H175ZM125 103H127L125 101ZM133 103V102H132ZM136 103V102H135ZM139 103V102H138ZM187 103V102H186ZM109 104V105H108ZM123 104H124V100H123ZM122 104V105H123ZM140 104V103H139ZM171 104V103H170ZM228 104V103H227ZM125 105V104H124ZM128 106V105H127ZM98 107V106H97ZM110 107V106H109ZM108 107V109H109ZM121 107V106H119ZM174 107V106H173ZM80 108V107H79ZM115 108V107H113ZM166 108V107H165ZM184 108V107H183ZM247 108V107H246ZM77 109V108H76ZM107 109V110H108ZM119 109H124L123 107L122 108H119ZM118 109V110H119ZM127 109V108H126ZM187 109V107H186ZM257 109V108H256ZM79 110V109H78ZM81 110V109H80ZM111 110H113L111 107H110V110L107 112V115L108 113L110 114L111 113ZM115 110L117 111V108H115ZM159 110V109H158ZM169 110V109H168ZM234 110V109H233ZM249 110V109H248ZM96 111V110H95ZM102 111V110H101ZM114 111V112H116ZM127 111V110H126ZM175 111V110H174ZM193 111V110H192ZM250 111V110H249ZM73 112V111H72ZM81 112V111H80ZM83 112V111H82ZM105 112V111H104ZM120 112V111H119ZM123 112V111H122ZM127 112H130V111H127ZM231 112V111H230ZM255 112V111H254ZM76 113V112H75ZM118 113V111H117ZM125 113L124 112L122 115L125 116ZM131 113V112H130ZM222 113V112H221ZM264 113V112H262ZM94 114V113H93ZM114 114V113H113ZM112 114V116H113ZM116 114V113H115ZM114 114V115H115ZM121 113H119L120 115ZM128 114V113H127ZM135 114V112H134ZM199 114V113H198ZM261 114V113H260ZM85 115V114H84ZM106 115V113H105ZM171 115V114H170ZM231 115V114H230ZM259 115V114H257ZM103 116V115H102ZM111 116V115H110ZM118 116V114L116 115ZM132 116V115H131ZM168 116V115H167ZM180 116H181V113H180ZM178 116V117H180ZM204 116V115H203ZM219 116V115H218ZM246 116V114H245ZM91 117V116H90ZM109 117V115H108ZM136 117V116H135ZM144 117V116H143ZM69 118V117H68ZM106 118V117H105ZM111 118V117H110ZM117 118V117H116ZM204 118V117H203ZM244 118V117H243ZM102 119V118H101ZM114 120H116L115 118H113ZM180 119V118H179ZM241 119V118H239ZM252 119V118H251ZM256 119V118H255ZM118 120V119H117ZM131 120V119H129ZM144 120V119H143ZM196 120V119H195ZM177 121V120H176ZM230 121V120H229ZM142 122V121H141ZM151 122V121H150ZM224 122V121H223ZM228 122V121H227ZM59 123V122H58ZM92 123V122H91ZM95 123V122H94ZM155 123V122H154ZM232 123V122H231ZM247 123V122H246ZM85 124V123H84ZM108 124V123H107ZM184 124V122L182 123ZM189 124V123H188ZM192 124V123H191ZM198 124V123H197ZM202 124V123H201ZM200 124V125H201ZM230 124V123H229ZM240 124V123H239ZM242 124V123H241ZM62 125V124H61ZM95 125V124H94ZM98 125V124H97ZM176 125V124H175ZM254 125V124H253ZM125 126V125H124ZM130 126V125H129ZM134 126V125H133ZM150 127L152 125H149ZM158 126V125H157ZM156 126V127H157ZM168 126V125H167ZM187 126V125H186ZM241 126V125H240ZM244 126V125H243ZM110 127V126H109ZM154 127V125H153ZM152 127V128H153ZM175 127V126H174ZM189 127V126H188ZM204 127V126H203ZM219 127V126H218ZM233 127V126H232ZM145 128V127H144ZM164 128V127H163ZM177 128V127H176ZM184 128V127H183ZM235 128V126L233 127ZM90 129V128H89ZM154 129V128H153ZM171 129V128H170ZM193 129V128H192ZM197 130H201L200 128H196ZM219 129V128H218ZM228 129V128H227ZM81 130V129H80ZM138 130V129H137ZM167 130V129H166ZM203 130V129H202ZM207 130V129H206ZM224 130V129H223ZM229 130V129H228ZM233 130V129H232ZM77 131V130H76ZM75 131V132H76ZM159 131V130H158ZM188 131V130H187ZM185 131V132H187ZM211 130H209L210 132ZM213 131V129H212ZM216 131V130H215ZM98 132V131H97ZM154 132V131H153ZM152 132V133H153ZM156 132V131H155ZM161 132V131H160ZM159 132V133H160ZM168 132V131H167ZM172 132V131H170ZM181 132V131H180ZM219 132V131H218ZM230 132V131H229ZM248 132V131H247ZM151 133V134H152ZM165 133V132H164ZM175 133L172 132V134ZM183 133V132H182ZM208 133V131H207ZM235 133V132H234ZM255 133V132H254ZM75 134V133H74ZM73 134V135H74ZM150 134V135H151ZM155 134L157 135H160L157 133H154L152 135L155 136ZM171 134V133H170ZM177 134V133H176ZM189 134V132H188ZM187 134V135H188ZM192 134V133H191ZM195 134V133H194ZM222 134V133H221ZM125 135V134H124ZM134 135V134H133ZM149 135V136H150ZM169 135V133H168ZM181 135V134H179ZM186 133L184 135H181V136H185ZM231 135V134H230ZM259 135V133H258ZM83 136V135H82ZM95 136V135H94ZM148 136V137H149ZM163 137V133L160 135ZM171 136V135H170ZM176 136V135H175ZM178 136V135H177ZM191 136V135H190ZM207 136V135H206ZM225 136V135H224ZM223 136V137H224ZM234 136V135H233ZM139 137V136H138ZM179 137V136H178ZM196 137V136H195ZM203 137V136H202ZM216 137V136H215ZM219 137V136H218ZM227 137V136H226ZM229 137V136H228ZM238 137V136H237ZM241 137V136H239ZM245 137V136H244ZM147 138V137H146ZM159 138V137H158ZM177 138V137H176ZM217 138V137H216ZM221 138V137H220ZM233 139L235 137H232ZM254 138V137H253ZM110 139V138H109ZM170 139V138H169ZM196 139V138H195ZM200 141L202 138H199ZM232 139V140H233ZM237 139V138H236ZM235 139V140H236ZM248 139V138H247ZM250 139V138H249ZM73 140V139H72ZM187 140V139H186ZM184 140V141H186ZM190 140V139H189ZM188 140V141H189ZM209 140V139H208ZM231 140V141H232ZM71 141V140H70ZM82 141V140H81ZM125 141V140H124ZM152 141V139H151ZM206 141V140H205ZM215 141V140H214ZM213 141V142H214ZM234 141V140H233ZM195 142V141H194ZM193 142V143H194ZM199 142V141H198ZM212 142V143H213ZM216 142V141H215ZM214 142V143H215ZM247 142V141H246ZM260 142V141H259ZM142 143V142H141ZM190 143V141L188 142ZM217 143V142H216ZM264 143V142H263ZM67 144V145H66ZM197 144V143H196ZM218 144V143H217ZM240 144V142H239ZM73 145V144H72ZM109 145V144H108ZM125 145V144H124ZM170 145L171 148H177L179 147L180 144L178 141H172L171 144H168ZM191 145V144H190ZM207 145V144H206ZM215 145V144H214ZM220 145V144H218ZM229 145V144H228ZM241 145V144H240ZM106 146V145H105ZM118 146V145H117ZM133 146V145H132ZM156 146V145H155ZM208 146V145H207ZM234 146V145H233ZM238 146V145H237ZM92 147V146H91ZM137 147V146H135ZM185 147V146H184ZM195 147V146H194ZM250 147V146H249ZM264 147V146H263ZM127 148V147H126ZM132 148V147H131ZM131 148H128V149H131ZM134 148V147H133ZM132 148V149H133ZM149 148V147H148ZM151 148V147H150ZM198 149V147H196ZM206 148V147H205ZM209 149L211 148L212 150V147H208ZM207 148V149H208ZM220 148V147H218ZM131 149V150H132ZM144 149V148H143ZM195 149V148H194ZM239 149V148H238ZM89 150V151H88ZM113 150V149H112ZM124 150V148L122 149ZM121 150V151H122ZM146 150V149H145ZM202 150V149H201ZM204 150V149H203ZM215 151V149H213ZM213 150L211 151L213 153ZM231 150V149H230ZM57 151V152H58ZM92 151V150H91ZM192 151V150H191ZM209 151V150H208ZM207 151V152H208ZM220 151V150H219ZM218 151V152H219ZM223 151V150H222ZM228 151V149H227ZM227 151L225 152V150L223 151V154L221 153L223 156L225 153H227ZM263 151V150H262ZM52 152V153H51ZM56 152V153H57ZM113 152V151H112ZM123 152V151H122ZM148 152V151H147ZM206 152V153H207ZM216 152V151H215ZM225 152V153H224ZM229 152V151H228ZM259 151L253 149V148H250V149H247V151L245 152L246 153V156H245V160L244 161V165H243V172L245 176V178L247 179H253L255 181V178L258 177V181L254 182V183H259L260 180H264V155H259L258 153ZM264 152V151H263ZM55 153V154H56ZM106 153V152H105ZM104 153V154H105ZM110 153V152H109ZM117 153V152H116ZM125 153V152H124ZM143 153V152H142ZM146 153V152H145ZM161 153V152H160ZM219 153H216V155H219ZM235 153V152H234ZM242 153V152H241ZM244 153V154H245ZM59 154V153H58ZM144 154V153H143ZM198 154V153H197ZM220 154V155H221ZM231 154V152H230ZM238 154V153H236ZM243 154V155H244ZM264 154V153H263ZM53 155V154H52ZM92 155V154H91ZM125 155V156H123ZM128 155H130L131 157L132 156H135V157H138L139 156V153H138V150L136 148H134L131 152H129L128 154H122V156H120L118 159L120 160H123L126 156L129 157ZM142 155V154H141ZM145 155V154H144ZM211 155V153H210ZM215 155V156H216ZM229 155V154H228ZM242 155V154H241ZM54 156V155H53ZM53 156H51V159L53 161ZM57 156V154L55 155ZM100 156V155H99ZM203 156V155H202ZM214 156V155H213ZM93 157H96V156H93ZM106 157V156H105ZM113 157V155H112ZM130 157V158H131ZM134 157V158H135ZM145 157V156H144ZM147 157V156H146ZM151 157V156H150ZM232 157V156H231ZM234 157V156H233ZM148 158V157H147ZM156 158V157H155ZM198 158V157H197ZM220 158V157H219ZM222 158H225V157H222ZM50 158H48L49 160ZM98 159V157H97ZM101 159V158H100ZM127 159V158H125ZM158 159V158H156ZM192 159V158H191ZM214 159V158H213ZM218 159V157H217ZM216 159V161H218ZM83 160V162H84ZM88 160V159H87ZM108 160V159H107ZM142 160V159H141ZM147 160V159H146ZM150 160V159H148ZM155 160V159H154ZM159 160V159H158ZM157 160V161H158ZM173 160V159H172ZM176 160V159H175ZM183 160V159H182ZM194 160V159H193ZM80 161V160H79ZM89 161V160H88ZM100 161V160H99ZM150 161H153V160H150ZM197 161V160H196ZM241 161V160H240ZM242 161V162H243ZM87 162V161H86ZM95 162V161H94ZM105 162V161H103ZM117 162V161H116ZM125 162V160H124ZM156 162V161H154ZM192 162V161H191ZM195 160L192 162L194 163ZM220 161H218L219 163ZM223 162V161H222ZM235 162V161H234ZM115 163V161L113 162V164ZM191 163V164H192ZM198 163V161L196 162ZM230 163V162H229ZM86 166L87 163H85ZM106 164V163H105ZM137 164V163H136ZM205 164V163H204ZM208 164V163H207ZM207 164H205L207 166ZM232 164V163H231ZM241 164V162H240ZM52 165V164H51ZM55 165V164H54ZM96 165V164H95ZM104 166V164H102ZM108 165V164H106ZM110 165V164H109ZM194 165V164H193ZM203 165V164H202ZM209 165V164H208ZM214 165V164H212ZM216 165V164H215ZM214 165V166H215ZM46 166V165H45ZM44 166V167H45ZM49 166V165H48ZM56 166V165H55ZM71 166V165H70ZM78 166V164L76 165ZM197 166V165H196ZM222 166V165H221ZM220 166V167H221ZM225 166V165H224ZM223 166V167H224ZM228 166V165H227ZM59 167V166H58ZM59 167V169H60ZM64 167V166H63ZM66 167V166H65ZM64 167V168H65ZM106 167V166H105ZM104 167V169H105ZM110 167V166H109ZM135 167V166H134ZM199 167V165H198ZM217 167V166H216ZM41 168V169H40ZM46 168V167H45ZM63 168V169H64ZM77 168V167H76ZM96 168V167H94ZM101 167H98V169H100ZM133 168V167H132ZM152 168V167H151ZM218 168V167H217ZM222 168V167H221ZM233 169V167H231ZM230 167L228 168V172L230 173V171L232 170ZM57 169V167H56ZM61 168V170H63ZM78 169V168H77ZM84 169V167H83ZM102 169V168H101ZM108 169V168H107ZM174 169V168H173ZM220 169V168H219ZM223 169V168H222ZM221 169V170H222ZM227 169V168H226ZM241 169V167H240ZM43 170H46V169H43ZM58 170V169H57ZM56 170V171H57ZM65 170V169H64ZM69 170V169H68ZM72 170V168H71ZM103 170V169H102ZM220 170V171H221ZM225 170V169H223ZM261 170V171H260ZM54 171V170H53ZM55 171V172H56ZM166 171V170H165ZM217 171V170H216ZM263 171V173H261ZM35 172V174H36ZM70 172V171H69ZM213 172V171H212ZM226 172V171H225ZM224 174L223 175H226V176H219L220 177H223L224 179L226 180H229L231 178L228 177V174ZM238 172V171H237ZM46 173V172H45ZM49 173L51 174V172L49 171ZM53 173V172H52ZM79 173V172H77ZM81 173V172H80ZM163 173V172H162ZM169 173V172H168ZM192 173V172H191ZM223 173V172H222ZM49 174V175H50ZM65 174V173H64ZM233 174V173H231ZM236 174V173H235ZM263 174V175H262ZM37 175V174H36ZM48 174L44 175V176H47ZM74 175V174H73ZM91 175V174H90ZM216 175V174H215ZM220 175V173H219ZM157 176V175H156ZM232 176V175H231ZM36 177L35 180H37L38 178ZM172 177V176H171ZM115 178V177H114ZM119 178V177H118ZM163 178V177H161ZM238 178V177H237ZM244 178V180H245ZM34 179V178H33ZM44 179V177H43ZM165 179V178H164ZM222 179V178H221ZM234 179V178H233ZM247 179V180H248ZM41 180V179H40ZM45 180V179H44ZM236 180V179H235ZM242 180V179H241ZM245 180V181H247ZM234 181V180H232ZM240 181V180H239ZM238 181V182H239ZM39 182V181H38ZM42 182V180H41ZM186 182V181H185ZM251 182V181H250ZM251 182V183H253ZM250 183V184H251ZM41 184V183H40ZM44 184V182L42 183ZM166 184V183H165ZM162 185V184H161ZM248 185V184H247ZM264 185V184H263ZM262 185V186H263ZM43 186V185H42ZM41 186V187H42ZM152 186V185H151ZM155 186V185H154ZM251 185H249L250 187ZM256 187L254 188H257L259 186H257L255 184ZM261 186V187H262ZM45 187V186H44ZM49 187V186H48ZM242 187V186H241ZM39 188V187H38ZM149 188V187H148ZM260 188V187H259ZM152 189V188H151ZM263 189V188H262ZM35 190V191H34ZM109 190V189H108ZM261 189H259L260 191ZM193 191V190H192ZM164 192V191H163ZM262 192H264V190H262ZM251 195H252V192H250ZM256 193V192H255ZM261 193V191H260ZM37 194V193H36ZM108 194V193H107ZM157 194V193H156ZM161 194V193H160ZM131 195V194H130ZM262 195V194H261ZM132 196V195H131ZM145 196V195H144ZM154 196V195H153ZM264 196V195H263ZM137 197V196H136ZM142 197V196H141ZM183 197V195L181 196ZM262 197V196H261ZM130 198V197H129ZM134 198V197H133ZM164 198V197H163ZM173 198V197H172ZM175 198V197H174ZM137 199V198H136ZM143 199V197H142ZM148 199V197H147ZM153 199V198H152ZM158 200V198H156ZM169 199V198H168ZM181 199V198H180ZM187 199V198H186ZM195 199V198H194ZM260 199V198H259ZM258 199V200H259ZM264 199V198H262ZM94 200V199H93ZM120 200V199H119ZM134 200V199H133ZM197 200V199H195ZM194 200V201H195ZM98 201V200H97ZM148 201V200H147ZM153 201V204L154 203V200ZM162 201V200H160ZM190 201V200H188ZM193 203L194 201L191 200ZM252 201V200H251ZM96 202V201H94ZM99 203H101L100 201H98ZM135 202V201H134ZM145 202V201H144ZM173 202V201H172ZM241 202V201H240ZM43 203V202H42ZM125 203V202H124ZM139 203V202H138ZM137 203V204H138ZM143 203V202H141ZM147 203V202H146ZM204 203V202H203ZM220 203V202H219ZM38 204V205H36ZM136 204V205H137ZM145 204V203H144ZM161 204V203H160ZM190 204V202H189ZM234 204V203H233ZM252 204V203H251ZM42 204H40V207H41ZM95 205H97L95 203ZM127 205V204H126ZM129 205V204H128ZM142 205V204H141ZM148 205V204H147ZM179 205V204H178ZM194 205V204H193ZM226 205V203H225ZM231 205V204H230ZM240 205V204H239ZM255 205V204H254ZM257 208H256V211H250L249 210H246V209H237V208H240L239 207H236V208H228L229 209V213L231 214V218H230V221H228V223H224V222H221L219 220V218H216V216L213 215V213L208 209V206L205 207V206H200L198 207L195 211H191V213H189V219H193L194 220V223H196V221L198 222L201 221V222H204V221H207L208 223H210L211 225H213V229L215 228V232L211 231V228L210 229H203L201 230L198 235H199V238L201 237V239H198L196 240V242L198 240H201L200 242L198 241L199 245L200 243L202 242L204 245V247H202V249H207L206 252H208V256L210 259H208V261H210V263L212 264H264V202L263 201H257V204H256ZM138 206V205H137ZM156 206V205H155ZM171 206V205H170ZM190 206V205H189ZM234 206V205H233ZM72 207V206H71ZM128 207V206H127ZM131 207V206H130ZM134 208V207H133ZM155 208V207H154ZM158 209L160 207H157ZM167 209L169 207H166ZM189 208V207H188ZM194 208V206H193ZM121 209V208H120ZM164 209V208H163ZM177 209V208H176ZM253 209V208H252ZM118 210V209H117ZM155 210V209H154ZM192 210V209H191ZM227 210V209H226ZM40 211V209H39ZM64 211V210H63ZM69 211V210H68ZM114 211V210H113ZM137 211V210H136ZM142 211V210H141ZM165 211V210H164ZM169 211V210H168ZM175 211V210H174ZM177 211V210H176ZM184 211V210H183ZM45 213V211H43ZM42 210L40 211V213H42ZM75 212V211H74ZM117 211L115 210V213ZM129 212V211H128ZM127 212V213H128ZM140 212V211H139ZM150 214H151V211H149ZM159 212V210L157 211ZM156 212V213H157ZM163 212V210H162ZM39 213V214H40ZM53 213V211H52ZM126 213V212H125ZM144 213V211H143ZM169 213V212H168ZM183 213V212H182ZM181 213V214H182ZM185 213V212H184ZM188 213V212H187ZM47 214V213H46ZM48 214H50L48 212ZM118 214V213H117ZM123 214V213H122ZM142 214V213H140ZM153 214L154 211H153ZM177 214V212H176ZM41 215V214H40ZM40 215H37V216H40ZM45 215V214H44ZM43 215V216H44ZM52 215V214H51ZM80 213L79 211L75 214H73L72 216L70 215L67 219V221L69 222V224L71 225H76V226H80L81 223H80ZM120 215V214H119ZM138 215V214H137ZM152 215V214H151ZM158 215V213H157ZM169 215V214H168ZM173 215V213H172ZM184 215V214H183ZM181 215V216H183ZM42 216V215H41ZM87 216V215H85ZM117 216V215H116ZM177 216V215H176ZM188 216V215H187ZM219 216V215H218ZM35 217V221L33 220ZM45 217V216H44ZM67 217V216H66ZM118 217V216H117ZM128 217V216H127ZM141 217V216H140ZM155 217V216H154ZM157 217V216H156ZM167 217V216H166ZM169 217V216H168ZM167 217V218H168ZM171 217V216H170ZM178 217V216H177ZM176 217V218H177ZM221 217V216H220ZM50 219V217H47ZM58 218H61V217H55V214H54V218H53V215H52V219L51 221L49 219H47L46 221L48 222V220L50 221V224L48 225V227L51 229V232L52 230H61L63 229L62 226H63V222L61 223L60 222V219ZM125 218V217H124ZM134 218V217H133ZM175 218V216L173 217V219ZM183 218V217H182ZM187 218V217H186ZM44 219V218H43ZM59 221H58V220ZM65 219V220H66ZM139 220V218H136ZM135 219V220H136ZM145 219V218H144ZM157 219V218H156ZM179 219L182 221L183 219H181L179 217ZM185 219V218H184ZM188 219V218H187ZM185 219V220H187ZM33 220V221H31ZM41 220V219H40ZM39 220V221H40ZM64 220V221H65ZM122 220V219H121ZM120 220V222H121ZM128 220V219H127ZM132 220V219H131ZM134 220V219H133ZM159 220V218H158ZM175 220V219H174ZM183 220L182 223L180 225H184L183 223H185ZM192 220V221H193ZM34 222L33 224L30 223ZM43 221V220H41ZM40 221V222H41ZM118 221H119V218H118ZM146 221V220H145ZM165 221H166V218H165ZM179 221V222H181ZM224 221V220H223ZM47 222H41L40 223V226H45L47 225L48 223ZM60 223V228L58 229V225L57 223ZM113 222V221H112ZM127 222V221H126ZM136 222V221H134ZM138 222V221H137ZM141 222L144 223V221H142L141 219ZM157 222V221H155ZM154 222V223H155ZM167 222V221H166ZM173 221L171 220V223ZM176 221H174L173 223L175 224ZM178 222V221H177ZM139 223V222H138ZM191 223V221L189 222ZM32 226H31V225ZM62 224V225H61ZM65 224V223H64ZM112 224V223H111ZM119 224V223H118ZM132 224V223H131ZM137 224V223H135ZM134 224V225H135ZM148 224V223H147ZM156 224V223H155ZM188 223H186L187 225ZM198 224V223H197ZM133 225V224H132ZM140 225V224H139ZM149 225V224H148ZM154 225V224H153ZM184 225V226H186ZM191 225V224H190ZM65 226V225H64ZM106 226V225H105ZM124 226V224H123ZM128 226V225H127ZM143 226V225H141ZM210 226V225H209ZM47 228V226H45ZM70 227V226H69ZM82 227V226H80ZM86 227V226H85ZM109 227V226H108ZM114 227V226H113ZM125 227V226H124ZM137 227V225H136ZM146 227V226H144ZM154 227V226H153ZM158 227V226H157ZM190 227V226H189ZM204 227V226H203ZM207 227V225H206ZM37 228V227H36ZM36 228H34V232L36 231ZM45 228V229H46ZM84 228V227H83ZM93 228V227H92ZM131 228V227H130ZM142 228V227H141ZM160 228V227H159ZM159 228H156L159 229ZM180 228V227H179ZM185 228V227H184ZM197 228V227H194V229ZM29 229V228H28ZM37 229L42 230L43 232H46L44 231L45 229L44 228H40L38 227ZM81 229V228H80ZM89 229V228H88ZM165 229V228H164ZM171 229V227H170ZM178 229V228H177ZM182 229V227L180 228ZM179 229V230H180ZM212 229V230H213ZM31 230V229H30ZM60 230V231H61ZM94 230V229H93ZM117 230V229H116ZM136 230V229H135ZM139 230V229H137ZM147 230V229H146ZM150 230V229H149ZM168 230V229H167ZM184 229H182L181 231H183ZM188 230V229H187ZM16 231V230H15ZM40 231V232H42ZM57 231V232H58ZM82 231V230H81ZM86 231V230H84ZM91 231V229H90ZM95 231V230H94ZM111 231V230H110ZM141 231H143L141 229ZM152 231V230H151ZM153 231L154 228H153ZM190 231V236L192 237V231L191 230H188V233ZM31 232V231H30ZM33 232V231H32ZM38 232V230H37ZM36 232V233H37ZM55 232V231H54ZM97 232H99L97 230ZM106 232V231H105ZM133 232V231H132ZM157 232V231H156ZM159 232V231H158ZM170 232V231H169ZM172 232V231H171ZM175 232V231H174ZM187 232V231H186ZM194 232V231H193ZM136 233V232H133V234ZM138 233V232H137ZM142 233V232H141ZM149 235H150V232H148ZM160 233V232H159ZM2 234V233H1ZM5 234V233H4ZM12 234V233H11ZM106 234V233H105ZM125 234V233H124ZM132 234V233H131ZM145 234V233H143ZM155 234V233H154ZM165 234V233H164ZM174 234V233H173ZM172 234V235H173ZM182 234V233H180ZM186 234V233H185ZM196 234V233H195ZM194 234V236H196ZM108 235V234H107ZM120 235V234H118ZM148 235V236H149ZM188 236V234H186ZM137 236V235H136ZM140 237V233L138 235ZM142 236V235H141ZM159 236H161L159 234ZM193 236V237H194ZM4 237V236H2ZM120 237V236H119ZM131 237H133L131 235ZM135 237V236H134ZM171 237V236H170ZM182 237V236H180ZM118 238V237H117ZM127 238V237H126ZM142 238V237H141ZM140 238V239H141ZM150 238V236H149ZM148 238V240H149ZM155 238V237H154ZM159 238V237H158ZM167 238V236H166ZM174 238V237H172ZM171 238V240H172ZM196 238V237H194ZM38 239V238H37ZM47 239V238H46ZM89 239V238H88ZM120 239V238H119ZM122 239V238H121ZM125 239V238H124ZM129 239V238H128ZM131 239V238H130ZM145 239H146V236H145ZM144 239V240H145ZM161 239V238H160ZM164 239V238H163ZM181 239V238H180ZM185 239V238H184ZM1 240V239H0ZM158 239H156L157 241ZM168 240V239H167ZM170 240V239H169ZM178 240V239H177ZM189 240V239H188ZM191 240V238H190ZM47 241V240H46ZM92 241V239H91ZM91 241H88V242H91ZM98 241V239H97ZM118 241V240H117ZM116 241V243H117ZM120 241V240H119ZM118 241V242H119ZM124 241V240H123ZM129 241V240H128ZM140 241V240H139ZM159 241V240H158ZM164 241V240H163ZM166 241V239H165ZM164 241V242H165ZM181 241V240H180ZM192 241V240H191ZM3 242V241H2ZM28 242V241H27ZM38 242V240H37ZM44 242V241H43ZM87 242V243H88ZM122 242V241H121ZM121 242L117 243L118 247L120 248V250L123 252L120 251L121 253V257L120 256H117V258L119 257V259H123L122 262H124L123 264H129V262H131L130 264H134L135 261H138L137 260V252L138 254H142V253H139L140 250L138 251L137 247L139 246L138 242L136 239L132 238V240H130V242H127L125 245H122ZM142 242V241H141ZM163 242V243H164ZM171 242V241H170ZM52 243V242H51ZM99 243V242H98ZM101 243V241H100ZM125 243V242H124ZM145 243V242H144ZM142 243L145 248L147 250L144 252V253H149L148 256H146L147 254H145V261L147 264H155L154 262L156 261H160V259H156L155 256L157 257L156 253H157V250L154 247L155 245V241H150L147 242V244H144ZM162 242L160 241V244ZM166 243V242H165ZM164 243V245H165ZM169 243V242H167ZM190 243V242H189ZM188 243V244H189ZM195 243V242H194ZM193 243V244H194ZM31 244V242H30ZM86 244V242H85ZM90 244V243H89ZM140 244V246L142 245ZM153 247H152V245ZM174 244V243H173ZM183 245L185 243H182ZM45 245V244H44ZM104 245V244H103ZM116 245V244H115ZM116 245V247H117ZM163 245V244H162ZM195 245V244H194ZM29 246V245H28ZM31 246V245H30ZM59 246V245H58ZM105 246V245H104ZM108 246V245H107ZM160 246V245H159ZM167 246V245H166ZM185 246V245H184ZM201 246V245H200ZM49 247V246H48ZM81 247H83V245H81ZM85 247V246H84ZM87 247V246H86ZM161 247V246H160ZM170 247V246H169ZM168 247V248H169ZM195 247V246H193ZM77 248V247H76ZM89 248V247H88ZM106 248V247H105ZM139 248V247H138ZM159 248V247H158ZM172 248V246H171ZM198 248V247H197ZM75 250V248H72V250ZM84 249V248H83ZM140 249V248H139ZM160 249V248H159ZM167 249V248H166ZM173 249V248H172ZM182 250V248H180ZM188 249V248H187ZM65 250V249H64ZM73 250V251H74ZM77 250V249H76ZM80 248L79 251L80 252ZM143 250V249H142ZM163 250V249H162ZM186 250V249H185ZM190 249L187 250V252L189 251ZM193 250V249H191ZM67 251V250H65ZM77 251H74V254H76L75 252ZM86 250H84L85 252ZM89 250L87 249L86 252H88ZM91 251V250H90ZM160 251V250H159ZM158 251V252H159ZM164 251V250H163ZM162 251V252H163ZM177 251V250H176ZM175 251V252H176ZM194 251V250H193ZM83 252V251H82ZM80 252V254L82 253ZM85 252V253H86ZM167 252H169V254L171 255V250L167 251L166 250V253L164 254H167ZM178 252V251H177ZM190 252V251H189ZM62 253V252H61ZM67 253V252H66ZM69 253V252H68ZM110 253V252H109ZM127 253V255H126ZM143 253V254H144ZM160 253V252H159ZM162 253V254H163ZM183 253V252H182ZM186 253V252H185ZM191 253V252H190ZM196 253V252H195ZM45 254V253H44ZM63 254V253H62ZM61 254V255H62ZM78 254V253H77ZM79 254V255H80ZM162 254L160 253L159 255H161L162 257ZM174 254V253H173ZM176 254V253H175ZM180 254V253H179ZM194 254V252H193ZM83 255V254H82ZM82 255H80L81 257H83ZM91 255V254H90ZM116 255V254H115ZM158 255V257H160ZM188 255V254H187ZM192 255V254H191ZM75 256V255H74ZM88 256V255H87ZM108 256V255H106ZM165 256V255H164ZM163 256V258H164ZM167 256V255H166ZM165 256V258H166ZM174 258H177L175 256L177 255H173ZM182 256V255H181ZM180 256V257H181ZM199 256V255H197ZM45 257V256H44ZM65 257V255L63 256L62 255V258ZM76 258L78 256H75ZM81 257H78L79 259ZM86 257V256H85ZM84 257V258H85ZM143 257V256H142ZM172 257V256H171ZM188 257V256H187ZM196 257V256H195ZM206 257V256H205ZM87 258V257H86ZM155 258V260H154ZM164 258V260H166ZM66 259V258H65ZM69 259V258H68ZM75 258L73 257V260ZM88 259V258H87ZM86 259V260H87ZM169 259V257H168ZM171 259V258H170ZM196 259V258H195ZM200 259V257H199ZM207 260V258H204ZM63 260V259H62ZM83 261L85 259H82ZM164 260H162L164 262ZM179 260H181L179 258ZM178 260V261H179ZM197 260V259H196ZM54 261V260H53ZM64 261V260H63ZM79 261V260H78ZM83 261H81L83 263ZM89 261V260H88ZM87 261V262H88ZM108 261V259H107ZM120 261V260H118ZM117 261V262H118ZM154 261V262H153ZM161 261L160 264H162L163 262ZM190 261V260H189ZM200 261V260H199ZM198 261V262H199ZM76 262V260H75ZM111 262V261H110ZM166 262V261H165ZM169 262V261H168ZM166 262L167 264H170ZM202 262V261H201ZM74 263V262H73ZM72 263V264H73ZM80 263V261H79ZM81 263V264H82ZM109 263V261H108ZM120 263V262H119ZM118 263V264H119ZM143 263V262H142ZM145 263V264H146ZM177 263V262H176ZM195 263V262H194ZM200 263V262H199ZM205 263V262H204ZM209 263V262H208ZM209 263V264H210ZM56 264V263H55ZM76 264V263H74ZM87 264V263H85ZM89 264V263H88ZM114 264V263H113ZM117 264V263H116ZM137 264V263H136ZM140 264V263H138ZM157 264V263H156ZM165 264V263H163ZM185 264V263H184ZM197 264V262H196ZM207 264V262H206Z\"/></svg>",
    "mask_w": 264,
    "mask_h": 264
}]
</instances>
